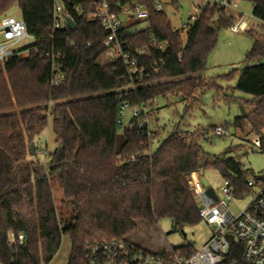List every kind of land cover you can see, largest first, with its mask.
Wrapping results in <instances>:
<instances>
[{"label": "trees", "instance_id": "trees-1", "mask_svg": "<svg viewBox=\"0 0 264 264\" xmlns=\"http://www.w3.org/2000/svg\"><path fill=\"white\" fill-rule=\"evenodd\" d=\"M64 1L75 27L55 30L52 0H0V18L17 5L34 39L0 60V264H50L64 236L71 241L68 264H84L88 248L128 240L140 223L156 228L169 218L174 229L197 224L200 207L189 176L206 168L228 179L236 197L252 191L241 163L206 154L198 134L176 126L152 151L157 131L137 127L135 118L124 127L119 121L123 102L142 107L151 118L158 97L179 93L185 112L191 111L200 94L216 86L198 74L220 29L242 14L223 11L212 22L213 12H206L182 44L167 14L150 9L149 27L127 34L130 44L148 46L154 35L168 47L150 51L142 60L148 75L127 90L122 89L130 83L126 65L102 63L106 32L88 18L92 0ZM245 1L252 3L261 32L249 31L253 44L235 88L252 99L245 101L246 116L233 124L244 133L248 127L264 151V0ZM55 61L67 74L61 87L51 85ZM49 123L56 147L44 161L36 139ZM32 143L36 155H31ZM55 179L63 191L60 206L53 194ZM10 231L24 233L26 242L9 246ZM180 248L196 249L192 244Z\"/></svg>", "mask_w": 264, "mask_h": 264}, {"label": "built area", "instance_id": "built-area-1", "mask_svg": "<svg viewBox=\"0 0 264 264\" xmlns=\"http://www.w3.org/2000/svg\"><path fill=\"white\" fill-rule=\"evenodd\" d=\"M91 4L93 11L88 14V18L98 22L106 32L102 41L105 48L102 63L121 61L126 65L130 83L122 89L127 90L142 84L144 77L148 75V68L142 60L150 55V51L165 52L168 47L166 41H160L154 35L148 46L130 44L127 34H137L149 27L150 9L163 13L171 9L179 14L184 5H188L186 21L179 28H174L179 32L182 44L186 42L194 23L206 12H213L210 17L212 22H217L219 13L223 11L227 15L239 14L238 0H92ZM3 18H0V36L4 40V43H0L1 61L14 54L11 46L24 38H33L22 18ZM68 18L72 19L65 1L52 0L54 29L69 26ZM248 28V23L242 19L229 27L233 32L246 31ZM150 69L156 71L157 67L150 65ZM66 79L67 74L61 63L55 61L51 85L61 87ZM126 111H130L132 115L128 123L135 118L137 127H150L143 108L133 109L128 102H123L119 111V121L123 127L128 124L124 120ZM214 131L216 135L223 136L227 130L218 125ZM254 144L260 147V140H254ZM189 184L194 197L202 201L199 208L201 221L212 230L210 238L204 244L193 252L182 248L155 252L129 240H112L88 248L84 264H264V176L256 179L255 183L248 182L252 187L249 194L253 195V200L237 215L230 209L235 194L228 179H224L220 188L221 197L216 193L217 200L205 194L199 172L189 176ZM255 184L258 186L257 191L253 190ZM245 196L247 195L242 198ZM25 242L24 233L9 232V246L23 245Z\"/></svg>", "mask_w": 264, "mask_h": 264}, {"label": "rangeland", "instance_id": "rangeland-1", "mask_svg": "<svg viewBox=\"0 0 264 264\" xmlns=\"http://www.w3.org/2000/svg\"><path fill=\"white\" fill-rule=\"evenodd\" d=\"M238 7L239 13L242 14L241 19L248 23L249 28L241 32H233L229 28L220 29L216 45L208 55L206 67L198 74L208 83H214L216 86L205 89L200 94L198 104L188 113L185 112L186 101L181 93L170 95V97H158L154 106L155 113L151 118L148 117L150 129L158 132L152 142L151 150H156L175 127L179 126L181 130L198 134V143L206 154L235 157L241 163L242 169L246 171L247 180L255 183L257 175L264 176V151L254 144L257 136L250 132L248 127L244 133L233 123L235 118L242 116L241 107L245 105V101L252 99L249 94L237 90L235 86L241 70L246 66L244 63L246 54L253 44V36L249 31H255L254 34L260 33L261 22L253 16L251 2L238 0ZM180 11L179 14L171 9L166 11L175 29L186 21L188 5H184ZM9 16L22 17L21 10L17 5L8 11L3 20ZM0 43H4L2 36H0ZM33 43L34 39L27 37L11 46V49L12 51L22 50ZM131 117L130 111H126L125 122L128 123ZM218 125H222L227 130L225 135L215 134V127ZM36 142L38 157L45 161L56 147L51 123L37 137ZM34 155H36V149ZM199 177L205 178L208 186L212 187L221 197L220 188L223 186L224 177L219 171L206 168L199 172ZM52 187L56 204L60 206L63 191L57 179L53 181ZM257 188L258 186L255 184L253 190L257 191ZM252 200V194L244 198L235 196L230 209L237 215L250 205ZM197 202L201 207L202 201L197 199ZM211 233L212 230L203 221L174 229L172 220L163 218L156 228H150L140 223L138 229L130 234V239H134L137 245L145 249L161 252L178 249L189 244L198 248L210 238ZM70 251L71 241L69 237L64 236L61 247L50 264H68Z\"/></svg>", "mask_w": 264, "mask_h": 264}, {"label": "water", "instance_id": "water-1", "mask_svg": "<svg viewBox=\"0 0 264 264\" xmlns=\"http://www.w3.org/2000/svg\"><path fill=\"white\" fill-rule=\"evenodd\" d=\"M67 22H68V25L70 28L75 27L72 19L68 18ZM241 112H242V116H246V111H245L244 106L241 107ZM34 154H35V144L32 143L31 144V155H34ZM255 178L256 179H262L263 175H257ZM201 182H202L203 187L205 188V194L208 195L209 197H211L212 199L217 200L218 197L216 195V192L214 191V189L212 187L208 186L207 180L205 178H201Z\"/></svg>", "mask_w": 264, "mask_h": 264}, {"label": "crops", "instance_id": "crops-1", "mask_svg": "<svg viewBox=\"0 0 264 264\" xmlns=\"http://www.w3.org/2000/svg\"><path fill=\"white\" fill-rule=\"evenodd\" d=\"M128 240L131 241V242H133V243H135V242H134V241H135L134 239H130V235H129V237H128ZM135 244H136V243H135ZM139 246H140V245H139Z\"/></svg>", "mask_w": 264, "mask_h": 264}]
</instances>
